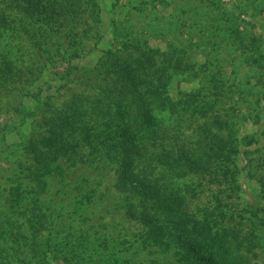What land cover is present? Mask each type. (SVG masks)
Here are the masks:
<instances>
[{
    "label": "trees",
    "instance_id": "trees-1",
    "mask_svg": "<svg viewBox=\"0 0 264 264\" xmlns=\"http://www.w3.org/2000/svg\"><path fill=\"white\" fill-rule=\"evenodd\" d=\"M126 2L128 13L130 9H138L142 0ZM96 3V0H0V40L5 42L7 34L14 38L0 47V87L12 83L14 86L9 92L19 97L24 89L44 76L49 62L56 63L60 54L68 53L69 59L59 79H63L60 87L64 88L70 81L81 88L60 103L45 95L42 104L46 115H43L41 126L31 129L37 140L34 137L26 141L29 137L26 136L14 145V152L22 156L18 160L15 157L20 171H13L15 178L10 186H14V190H4L5 199L0 203V220L3 221H0V264H47L46 255L63 246L71 251L77 249L78 253L76 257L72 254L66 258V264H189V260L190 264H234L227 257L229 253L224 244L215 246L217 242L210 236L220 225L219 213L205 212L199 217L191 216L192 219L180 214L179 219L175 218L173 212L183 210L187 200L174 190L157 189L154 177L158 166L169 171L177 169L180 172L176 170L175 173L180 176L193 168L201 171L211 160L202 148L203 143L212 145L213 139L219 146L223 143L218 142L223 134L204 126V141L197 136L187 144H179L181 153L175 151L178 126L174 125L173 117L178 115L183 119V116L178 114V108L165 93L172 70L191 65L204 81L200 91L183 94L186 102L179 107L184 110L194 108L189 101L220 104L225 97L230 98L229 88L225 89L221 84H226L221 72L212 70L211 76H205L206 70H200L196 60L188 58L195 57L194 53L189 55L180 44H173L174 51L171 48L168 51L155 49L149 45L145 30L141 32L132 24L119 20L120 25L113 20L111 30L116 46L104 49L99 62L87 74L78 72V64L72 59H78L82 54L80 51L69 52L72 46L78 50L75 29L84 27L94 17L91 11H95ZM198 6L197 19L207 20L204 25L208 26L212 37L221 33L226 45L232 47L235 38L228 30L230 15L221 8L218 0H212V5L201 1ZM202 11L207 16H201ZM83 31L85 33V29ZM103 33L96 28L94 34L101 38ZM24 38L31 43L29 48L22 42ZM242 41L246 45L244 51L250 49L256 54L254 60L263 71L261 38L244 32ZM209 67L211 64L206 61L204 69ZM42 96L39 90L31 93V100L37 102V107ZM188 98L191 99L188 101ZM14 108L19 115H32L24 101L18 100ZM211 121L215 126H221L220 119L214 117ZM169 140L171 146L166 143ZM208 151L212 153L211 148ZM108 161L117 163L118 191H126L131 197L147 190L145 196L151 198V205L155 203L153 208L140 206V209L133 203L127 204L130 217L139 220L144 227L138 232L141 241L122 246L102 238L96 246L84 227L77 228L76 234L63 236L59 230L48 231L50 217L54 218L52 208L59 213L60 203L70 197L61 196L62 192L74 195L66 205L70 209L68 217L78 214V209L84 206L91 209L85 213L84 221H92V209L101 200L100 181L97 177L88 179L84 170L92 168L95 162L97 166H103ZM222 171L224 175L230 173L224 167ZM93 189L96 192L93 193ZM109 193L107 191L106 196L111 199ZM159 197L160 201L156 202ZM18 218L22 219L21 224ZM97 223L92 221L89 225L93 227ZM229 223L232 222L225 225ZM262 225L264 241V220ZM14 231L20 235L16 238L18 248L15 250L11 245L13 240L10 241Z\"/></svg>",
    "mask_w": 264,
    "mask_h": 264
},
{
    "label": "rangeland",
    "instance_id": "rangeland-1",
    "mask_svg": "<svg viewBox=\"0 0 264 264\" xmlns=\"http://www.w3.org/2000/svg\"><path fill=\"white\" fill-rule=\"evenodd\" d=\"M96 1L98 2L96 8H93L95 11H91L94 17L90 18L84 27L81 25V28L75 29L74 38H76L75 43H78V50L75 51L72 46L69 52L80 51L82 54L78 59H72L78 64V72L87 74L88 70L99 62L104 49L116 46L111 37L113 20L119 25L121 22L132 24L141 32L145 30L149 45L155 49L168 51L171 48L174 51L173 46L180 44L188 50L189 55L192 53L196 55L195 58L187 54L189 59L196 60L200 70H206L205 76H211L212 70L221 72V77L226 82L221 84L225 89L229 88L230 98L225 97L219 102L220 104L194 103L188 98L194 108L184 110L179 107L182 102H186L183 94L191 95L200 91L204 81L195 74L196 67L191 68V65L172 70L168 84L165 86V93L178 108V114L183 116V119L178 115L173 117L174 125L178 126V132L176 131L178 145L175 151L181 153L178 151L179 144H187L190 139H195L197 136L204 141L206 137L202 133L204 126L223 134L222 138H218V142L223 143L219 146L214 139L212 145L203 143L202 148L209 153L211 160L210 165L201 171L193 168V171L180 176L179 173H175L177 169L169 171L158 166L154 175L157 180L156 188L160 191L165 190L164 188L174 190L187 200L186 205L182 206L183 210L178 209L173 212L175 218L179 219L180 214L199 217L205 212H218L220 225L214 228L215 234L210 236H213L217 242L215 246L224 244L229 253L226 255L234 264H264V241L260 230L264 220V67L262 71L258 62L254 60L256 54H252L250 49L249 52L244 51L246 45L243 41L241 43L242 34L250 32L261 38L260 49L264 48V0H218L221 8L230 15L227 19L228 30L235 38L232 47L226 45L221 33L212 37L208 26L204 25L207 20L197 19L198 4L202 1L212 5V0H142L138 9H130L128 13L124 5L128 0ZM88 8L90 9V6ZM199 14L203 17L207 16L203 11ZM96 28L104 32L101 38L95 37ZM11 36L7 34L5 42L14 41ZM5 42L0 40L1 48ZM22 42L28 48L31 45L27 38ZM69 56L68 53L62 56L60 54V59L56 63L49 62L44 76L39 81H35L36 84L24 89L19 97L16 93L9 92L10 87L14 86L12 83L0 87V203L5 199L4 190L8 188L14 190V186H10L11 180L15 178L13 171H20L16 163L22 155L14 152V145L24 140L26 136H29L26 141L30 138L34 139L31 129L41 126L42 118L46 115V108L42 104L44 96L48 95L50 99L53 97L54 101L60 103L71 93L81 91L79 86L70 81L64 88L60 87L63 79H59ZM206 61L211 64L209 69H204ZM260 61L263 65L264 56ZM38 90L43 96L37 107V102L31 100V93ZM18 100L24 101L32 112L31 116L17 114L14 107ZM160 113L163 114L164 111ZM214 117L220 119L221 126L213 124L214 121L212 122L211 119ZM220 127L223 128L217 130ZM166 143L170 144V140ZM209 148L212 153L208 151ZM97 164L95 162L94 167L84 170L88 179L94 180L97 177L100 181L98 189L101 200L97 201L96 208L92 209V221L98 222L97 225L92 227L89 225L92 221H84L85 213L91 210L84 206L78 209L79 215L68 217L67 212L70 209L66 205L70 204L74 195L62 192L61 196L70 197H65L60 203L59 213L52 208L54 218L49 216L52 221L48 231L59 230L63 236L76 234L77 228L84 227L88 229L89 236L93 238L96 246H99V240L102 238L109 239L113 245L138 244L142 239L138 236V232L144 227L139 220L130 217L127 204L133 203L140 209V206L153 208L155 203L151 205V198L145 196L147 190H142V193L139 191L136 195L132 194L131 197L126 191H118L119 185L115 181L117 163L108 161L103 166ZM223 167L230 173L224 175ZM107 191L110 192L111 199L106 196ZM94 192L96 191L93 189ZM155 200L159 202L160 197ZM18 222L21 224L23 221L18 218ZM207 222L210 223L209 220ZM227 222L232 223L225 225ZM178 231L183 233L180 229ZM23 233H27V230H23ZM19 236V232L16 231L10 234L14 250L18 248L16 238ZM215 246L212 245L214 250ZM64 248L65 246L57 249L56 252L48 253L45 262L66 264V258L70 255L77 256V249L71 251ZM190 262L189 260V264Z\"/></svg>",
    "mask_w": 264,
    "mask_h": 264
}]
</instances>
